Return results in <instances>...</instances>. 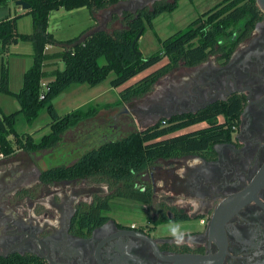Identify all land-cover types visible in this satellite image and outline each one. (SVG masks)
Returning a JSON list of instances; mask_svg holds the SVG:
<instances>
[{"label":"flooded vegetation","instance_id":"1","mask_svg":"<svg viewBox=\"0 0 264 264\" xmlns=\"http://www.w3.org/2000/svg\"><path fill=\"white\" fill-rule=\"evenodd\" d=\"M230 44L227 57L217 53L175 68L170 73L179 74L144 95L143 103L159 109L141 110V124L161 115H195L212 105L232 114L215 116L228 139L158 160L143 174L150 201L131 200L140 204L142 221L120 222L108 210L100 223L74 227L78 204L98 194L84 179L40 182L25 153L0 171V256L32 255L43 264L48 261L40 253L49 264H176L172 256L196 255L206 264H264V14L249 32H234ZM198 124L190 130L206 122L189 126ZM169 164H178V171ZM106 188L101 196L109 193ZM32 201L49 207L38 212Z\"/></svg>","mask_w":264,"mask_h":264},{"label":"trees","instance_id":"2","mask_svg":"<svg viewBox=\"0 0 264 264\" xmlns=\"http://www.w3.org/2000/svg\"><path fill=\"white\" fill-rule=\"evenodd\" d=\"M9 1L15 0H0V6ZM22 1L28 4L27 9L12 17L0 19L1 54L7 52L9 45L19 41L28 42L31 47L30 65L23 72L21 85L16 92L8 89L7 61L3 56L0 59V93L13 97L18 104L16 110L6 114L0 109L1 157L10 156L15 148L25 153L51 148L60 140L65 129L93 116L98 108L106 106L89 105L84 110L77 108L58 114L52 100L70 85L85 83L93 87L112 73L109 86L117 87L164 59L159 67L120 91L119 101L131 103L147 94L161 76L175 68L196 65L217 53L221 58L227 57L233 47L230 44L232 34L241 29L245 33L249 32L263 16L255 0H219L199 13L184 28L161 39L153 31L151 21L160 13L173 11L179 0H156L150 7L139 9L135 13L123 11L120 15H112L103 30L89 32V28L75 37L58 40L47 31L50 11L58 8L70 11L84 7L88 9L90 18L95 20L100 11L119 0ZM23 15L30 17L29 33L17 31V19ZM146 25L152 30L158 49L143 55L137 40L145 31ZM47 45L57 46L60 50L46 54L44 47ZM48 59L61 61L63 68L43 70ZM47 76L51 78L42 82ZM42 109L49 118L47 133L35 141L28 133L16 132L14 124L18 115L22 116L26 124H31ZM219 113L228 118L232 111L212 105L195 115L160 119L143 129L131 130L121 137L107 139L86 150L68 165L41 170L39 180L51 183L77 178L104 182L109 193L105 196L95 195L91 203L78 204L71 221V225L76 228L94 226L106 218L101 213L109 210L112 198L150 201L151 189L143 174L158 160L174 158L228 139L224 124L215 120ZM201 121H205L206 125L175 133ZM0 264L43 263L32 255L13 254L5 258L0 256Z\"/></svg>","mask_w":264,"mask_h":264},{"label":"rangeland","instance_id":"3","mask_svg":"<svg viewBox=\"0 0 264 264\" xmlns=\"http://www.w3.org/2000/svg\"><path fill=\"white\" fill-rule=\"evenodd\" d=\"M218 1L219 0H179L173 11L160 13L152 19V29L159 38L163 39L176 30L184 28V26L199 13L207 10ZM14 4L15 1H10L8 5L0 6V16L2 13H10ZM87 14H89L88 9L84 7L78 10L70 11H66L62 8L52 10L49 17L48 31L53 33L58 39H65L70 35L71 37H75L78 35L77 31L84 27ZM21 18L22 20H20L18 25L19 31L29 33L31 31L30 17L28 15H23ZM105 28L106 26H104V29ZM137 45L143 55L150 54L158 49V44L152 30L147 25L145 26V31L140 36V40L137 42ZM164 61L165 60L162 59L152 66L140 71L117 87L109 86L108 81L113 77V74L109 73L105 80L94 87H90L85 83L72 84L65 91L56 96L52 100V105L58 114H64L77 108L84 110L89 105L106 106L98 108L93 116L85 118L77 122L75 125L65 129L60 135V140L55 146L33 153H26L31 158L34 168L37 171H41L52 166L68 165L86 150L96 147L107 139L118 138L131 130H140L154 124L153 120L146 124H141L140 121H138L134 116L129 115V113H122L115 119V114L123 106L127 109H132L136 105L143 106L142 100L144 96L132 101L131 103H123L119 101V93L127 85L134 83L142 76L159 67L164 63ZM177 74L179 73L175 74V72H167L161 76L158 81H161V84H163V80L165 78L173 79V77ZM161 84L154 83L149 91V94L159 88ZM6 99L8 100V103L11 102V104H6ZM0 103L4 109H7V111H12L15 109V106L18 107V104L13 98L3 96L1 93ZM48 122L49 118L45 110L42 109L37 117L32 121L31 125L26 124L22 116L18 115L15 120L14 128L19 134L31 131V133L28 134L32 136L33 140L37 141L42 134L48 132ZM198 126H201V124L189 126L175 133L187 131ZM24 154L25 152L15 148L14 152L10 156H0V171L3 172L7 168L16 165V162L18 163L19 159H25ZM160 165L163 167L167 166V164L163 163ZM168 167H171L174 171H178L179 169L178 164H169ZM84 184L86 188H93V193H96L99 196H101L104 192H101V188L107 187L104 182L98 180H86ZM152 185L156 187V194L163 191L160 190L161 188L159 185L161 184L159 179L154 177V179H152ZM35 189L36 192H38V188ZM106 191H109L108 188H106ZM43 198L46 199L45 196H43ZM82 198L84 200H88V197ZM41 203L43 206L35 204V202L32 201L31 205H35V207L39 209L38 212L43 210L45 206L49 207L46 202L43 201ZM109 206L110 208L108 214L120 222L128 223L132 221L137 223L142 221L143 211L139 203L121 198H112L109 201ZM23 207L26 209V204H24Z\"/></svg>","mask_w":264,"mask_h":264},{"label":"crops","instance_id":"4","mask_svg":"<svg viewBox=\"0 0 264 264\" xmlns=\"http://www.w3.org/2000/svg\"><path fill=\"white\" fill-rule=\"evenodd\" d=\"M8 3H6V5H8ZM2 6H4V5H2ZM111 6H109V7L105 8V9H103L102 11H100V13L97 15V18L95 20L92 19V18H90L89 14H87L86 15L85 25H84V27L80 28V30L78 29L79 30V31H77L78 34L80 32H82L83 30H86V29H89V28H90V30L96 29L97 27H100L102 24L104 26H107V24L111 20V16L112 15H117L115 12H111L109 14L106 12L107 10H109V8H111ZM78 9H80V8L73 9V10H78ZM24 10L20 9V6L14 4V6L12 7V10L10 11V13H7V14L2 13V15L0 16V19H2L4 17H12L15 14L22 13ZM50 13H51V11L48 14L47 31H48ZM21 17L18 18L17 19V22H16L17 31L18 32H21V33H28V32H24V31H19L18 25L20 23V20H22ZM51 34L53 35L54 38H56L53 33H51ZM69 38H72L71 35L69 37H66L65 39H58V38H56V39H58V40H66V39H69ZM139 40H140V37L138 38L137 42ZM59 50H60L59 47L52 46V45H47V46L44 47V52L46 54H51V53L57 52ZM2 56L4 58H6V61H7V68H8V89L11 92H16L19 89L20 85H21V78H22L23 72L30 65V61H31V58H30V56H31V47H30V44H28L27 42H20V41L14 43V44H11V45L8 46L7 52L4 55L0 53V59H1ZM45 63H46V65L43 68V70H45V71H50V70H52L54 68H58L59 70L63 68V63L61 61H58V60L48 59V60L45 61ZM50 78L51 77H48L47 76V77L43 78L42 82H46ZM76 91H78V90H76ZM3 96H7L9 98L11 97V96L5 95V94H3ZM11 98H13V97H11ZM12 103H14V102H12ZM6 104H11V102L8 103V100H7L6 101ZM17 108L18 107L15 106V109H13L12 111L16 110ZM0 109L5 114L11 112V111H7V109H4V107L1 105V103H0ZM34 130H36V129H34ZM28 133H31V131H29Z\"/></svg>","mask_w":264,"mask_h":264},{"label":"water","instance_id":"5","mask_svg":"<svg viewBox=\"0 0 264 264\" xmlns=\"http://www.w3.org/2000/svg\"><path fill=\"white\" fill-rule=\"evenodd\" d=\"M156 1V0H119L117 1L115 4H113L111 6V8H109V10H107L106 12L109 14L111 12H115L117 15H120L123 11L129 12V13H135L137 10L142 9V8H146L150 7L151 4ZM15 4L20 6V9L24 10L28 8V4L22 0H15ZM255 4L257 5L258 9L264 14V0H255ZM104 29V25L102 24L100 27H97L96 29H92L89 32H94V31H98V30H103ZM136 40H134L135 42ZM159 80V79H158ZM158 80L155 82L157 84H159ZM159 88L155 89V91L153 93L158 92ZM144 100V98H143ZM142 100V103H143ZM143 106H139L136 105L134 108L132 109H127L126 107H121L118 112L115 114V119L120 116L122 113L123 114H127L129 112H131L133 114V116L138 120V116L139 113L142 111H147V110H158V105L156 103L154 104H142ZM142 110V111H141ZM169 115H161L159 117H156L154 119H152L155 122H157L160 119H168ZM66 225H68V221L66 222ZM25 238H22L19 243H21L22 241H24ZM154 251H156L155 247ZM157 254V253H156ZM158 255V254H157ZM39 256L41 258H44L48 261V264L51 263V261L42 253L39 254ZM172 259L176 260V264H206L205 258L204 257H200V256H196V255H179V256H172Z\"/></svg>","mask_w":264,"mask_h":264},{"label":"built area","instance_id":"6","mask_svg":"<svg viewBox=\"0 0 264 264\" xmlns=\"http://www.w3.org/2000/svg\"><path fill=\"white\" fill-rule=\"evenodd\" d=\"M42 85H43V83H42ZM42 96H40V98H41Z\"/></svg>","mask_w":264,"mask_h":264}]
</instances>
